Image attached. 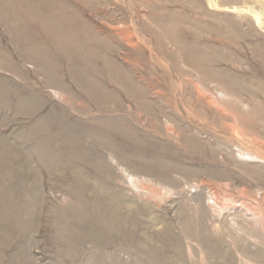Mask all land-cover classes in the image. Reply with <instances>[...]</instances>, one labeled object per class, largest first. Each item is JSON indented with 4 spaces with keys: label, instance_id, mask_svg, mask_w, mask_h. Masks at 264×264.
Instances as JSON below:
<instances>
[{
    "label": "rangeland",
    "instance_id": "rangeland-1",
    "mask_svg": "<svg viewBox=\"0 0 264 264\" xmlns=\"http://www.w3.org/2000/svg\"><path fill=\"white\" fill-rule=\"evenodd\" d=\"M0 264H264V0H0Z\"/></svg>",
    "mask_w": 264,
    "mask_h": 264
},
{
    "label": "bare ground",
    "instance_id": "bare-ground-1",
    "mask_svg": "<svg viewBox=\"0 0 264 264\" xmlns=\"http://www.w3.org/2000/svg\"><path fill=\"white\" fill-rule=\"evenodd\" d=\"M187 124V123H186ZM190 125V124H189ZM172 133H174V130L171 128V130H170ZM181 137V135H179V132L177 133V138H180Z\"/></svg>",
    "mask_w": 264,
    "mask_h": 264
}]
</instances>
